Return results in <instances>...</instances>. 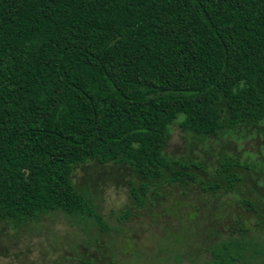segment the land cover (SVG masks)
I'll return each mask as SVG.
<instances>
[{"label": "trees", "instance_id": "obj_1", "mask_svg": "<svg viewBox=\"0 0 264 264\" xmlns=\"http://www.w3.org/2000/svg\"><path fill=\"white\" fill-rule=\"evenodd\" d=\"M173 124L190 143L262 131L264 0H0V221L92 216L72 180L91 160L132 167L143 195L167 169L162 181L196 178L199 163L164 153ZM245 246L217 242L205 264H237Z\"/></svg>", "mask_w": 264, "mask_h": 264}, {"label": "rangeland", "instance_id": "obj_2", "mask_svg": "<svg viewBox=\"0 0 264 264\" xmlns=\"http://www.w3.org/2000/svg\"><path fill=\"white\" fill-rule=\"evenodd\" d=\"M259 126L262 131L250 127L238 139L212 135L190 143L173 124L164 153L199 163L200 168L189 167L197 177L185 183L162 181L171 175L167 169L163 178L146 181V195L139 189L145 180L132 167L93 160L77 165L72 180L91 201L94 214L85 218L50 211L15 224L0 221V264H82L80 259L92 264H205L212 261L211 246L230 237L246 241L237 252L240 257H234L237 264H264V125ZM218 144L226 145L221 149ZM221 153L239 162L228 171L240 177L233 186L226 181L228 172L220 171ZM200 179L220 186L204 189ZM132 188L144 204L134 201ZM254 244L262 252L252 256ZM175 253L181 261L173 260Z\"/></svg>", "mask_w": 264, "mask_h": 264}]
</instances>
